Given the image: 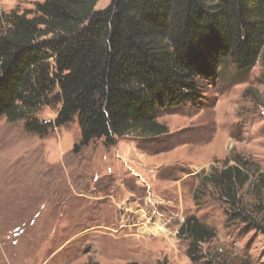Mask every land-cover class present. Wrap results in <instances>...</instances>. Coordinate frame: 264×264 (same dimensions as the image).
Returning <instances> with one entry per match:
<instances>
[{
	"label": "rangeland",
	"instance_id": "1",
	"mask_svg": "<svg viewBox=\"0 0 264 264\" xmlns=\"http://www.w3.org/2000/svg\"><path fill=\"white\" fill-rule=\"evenodd\" d=\"M37 1L0 0V12ZM201 85L202 100L160 113L167 133L114 146H82L77 120L41 137L0 115V264H264V234L232 217L243 209L264 219V187L255 186L264 173V49L248 72L227 61ZM60 107L37 115L54 121ZM236 160L250 168L235 207L208 177ZM190 215L215 231L196 258L179 233Z\"/></svg>",
	"mask_w": 264,
	"mask_h": 264
},
{
	"label": "trees",
	"instance_id": "2",
	"mask_svg": "<svg viewBox=\"0 0 264 264\" xmlns=\"http://www.w3.org/2000/svg\"><path fill=\"white\" fill-rule=\"evenodd\" d=\"M97 4L44 0L30 10L0 12V115L24 120L26 130L41 137L77 120L82 146L102 138L114 146L133 133L160 136L168 132L158 120L163 110L202 100L201 82L218 78L227 61L244 74L262 56L264 0H112L103 9ZM59 103L54 121L38 117L43 106ZM248 166L236 160L208 177L231 206L240 202ZM258 174L255 186L262 188L264 173ZM232 217L264 234V219L243 209ZM179 233L191 240L195 258L215 236L195 215Z\"/></svg>",
	"mask_w": 264,
	"mask_h": 264
},
{
	"label": "bare ground",
	"instance_id": "3",
	"mask_svg": "<svg viewBox=\"0 0 264 264\" xmlns=\"http://www.w3.org/2000/svg\"><path fill=\"white\" fill-rule=\"evenodd\" d=\"M23 195H24V192H23ZM23 195H22V196H23ZM17 196H19V195H17ZM24 197H25V196H24ZM19 198H20V196H19Z\"/></svg>",
	"mask_w": 264,
	"mask_h": 264
}]
</instances>
